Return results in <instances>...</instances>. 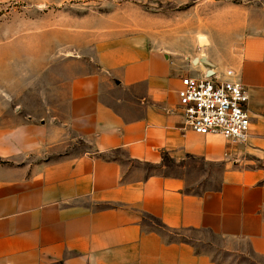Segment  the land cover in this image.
I'll use <instances>...</instances> for the list:
<instances>
[{
	"label": "crops",
	"instance_id": "0c3cea01",
	"mask_svg": "<svg viewBox=\"0 0 264 264\" xmlns=\"http://www.w3.org/2000/svg\"><path fill=\"white\" fill-rule=\"evenodd\" d=\"M76 29L51 46L45 66L66 56L81 70L67 84L66 121L50 110V121L24 118L9 107L20 95H0V264H225L167 241L144 217L245 242L264 257V16H248L236 44L211 62L213 74L224 80L232 70L248 90L244 145L185 125L181 80L205 70L184 64L179 49L149 32ZM75 141L92 151L66 154ZM166 159L184 175L131 170ZM194 162L218 168L217 187L187 191L191 181L215 179L193 176L186 165Z\"/></svg>",
	"mask_w": 264,
	"mask_h": 264
},
{
	"label": "rangeland",
	"instance_id": "374dc122",
	"mask_svg": "<svg viewBox=\"0 0 264 264\" xmlns=\"http://www.w3.org/2000/svg\"><path fill=\"white\" fill-rule=\"evenodd\" d=\"M251 14L257 19L264 16V0H0V95L9 99L20 95V100L10 101L9 107L24 118L32 115L36 122L50 121L51 115L46 117L50 110L57 122L66 121L67 84L72 74L81 70L66 56L58 66L45 69L51 46L59 44L62 34L72 35L77 27L84 28L87 35L99 27L118 29L127 35L149 32L152 40L160 39L179 49L184 64L198 65L204 72L208 67L194 60L209 56L213 63L224 57L226 49L236 44ZM201 36L208 43L201 41ZM91 151L88 143L75 141L65 153ZM62 156L56 154L53 159ZM186 167L193 168V176L201 177L210 171L215 177L214 181L189 182L188 192L200 193L218 186V168L196 162ZM132 169L145 176L184 175L182 167L169 159L160 166L133 164ZM143 222L162 233L167 241H186L215 261L264 264V257L251 254L245 242L231 241L206 230H170L150 217H144ZM227 246L233 252L225 251Z\"/></svg>",
	"mask_w": 264,
	"mask_h": 264
},
{
	"label": "built area",
	"instance_id": "2783aa9c",
	"mask_svg": "<svg viewBox=\"0 0 264 264\" xmlns=\"http://www.w3.org/2000/svg\"><path fill=\"white\" fill-rule=\"evenodd\" d=\"M232 70L222 80L185 76L181 80L179 105L185 125L200 135H220L233 144L244 145L249 138V94Z\"/></svg>",
	"mask_w": 264,
	"mask_h": 264
},
{
	"label": "water",
	"instance_id": "95a60500",
	"mask_svg": "<svg viewBox=\"0 0 264 264\" xmlns=\"http://www.w3.org/2000/svg\"><path fill=\"white\" fill-rule=\"evenodd\" d=\"M200 62L201 64H204L205 66H207L208 68H206V70H205V73H204V75L205 76H207V77H211L212 75H213V70H212V66H213V64L204 56V57H202L200 60H197V59H195L194 60V63L195 62Z\"/></svg>",
	"mask_w": 264,
	"mask_h": 264
},
{
	"label": "trees",
	"instance_id": "16d2710c",
	"mask_svg": "<svg viewBox=\"0 0 264 264\" xmlns=\"http://www.w3.org/2000/svg\"><path fill=\"white\" fill-rule=\"evenodd\" d=\"M152 219H154V218H152ZM208 232H210V231H208ZM211 233V232H210ZM212 234V233H211ZM173 242V241H172ZM179 242H186V241H179ZM188 243V242H187ZM198 252V251H197ZM198 253H200V252H198ZM218 262V261H217ZM219 263H223V262H219Z\"/></svg>",
	"mask_w": 264,
	"mask_h": 264
}]
</instances>
